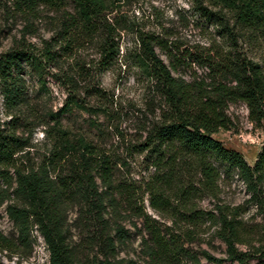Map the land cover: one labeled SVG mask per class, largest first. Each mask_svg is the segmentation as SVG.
<instances>
[{"label":"trees","instance_id":"obj_1","mask_svg":"<svg viewBox=\"0 0 264 264\" xmlns=\"http://www.w3.org/2000/svg\"><path fill=\"white\" fill-rule=\"evenodd\" d=\"M209 1L214 11L199 4L197 12L219 27L231 49L191 58V62L207 69L211 80L208 85L174 78L155 51L159 48L170 53L169 47L152 35L140 33L131 54L133 65L155 83L166 105L141 144L158 166L148 189L153 209H166L170 200L187 208L199 193H213L219 174L211 159L234 169L256 204L264 188V141L253 166H249L238 152L212 138L219 130L229 128L226 110L230 104L242 102L252 121L264 120V72L259 64L239 56L233 48L245 36L264 40V0ZM72 2L73 12L66 9L63 0H11L13 12L25 18L26 29L32 26L29 20L36 19L40 8L59 13L54 20L53 36L44 42V63L57 67L79 47L93 45L102 72L120 55L117 37L127 24L122 17L111 14L116 13L122 1ZM169 59L174 70L172 60L179 61L176 56ZM23 64L39 71L40 60L26 49L13 48L0 54L1 93L4 104L12 111L27 105ZM39 81L44 85L42 79ZM70 106L66 103L62 112ZM60 116L61 112L49 114L51 129L55 130L49 155L28 168H22L15 156L28 147L27 140L0 125V205L6 203V216L16 231V237H10L0 230V252L29 248L35 229L47 249L48 264H137L118 258L119 248L129 241L130 234L118 221L119 200L110 158L81 139L71 141L59 127ZM48 133L45 131L46 136ZM184 162L198 172L199 187L193 180L184 183L172 173L174 166ZM73 207L78 208V213L71 224H80L84 234L83 241L77 243L70 235L68 221ZM238 210L216 205L214 211L202 214L194 209L173 214L192 226L204 221L217 227L216 236L226 246L227 261L244 264L248 255L235 249L236 244H245L237 221ZM262 214L261 240L256 253L264 261V211ZM145 230L147 237H141L140 247L149 264H199L179 237L167 228L147 224ZM202 255L209 263H221L207 252Z\"/></svg>","mask_w":264,"mask_h":264},{"label":"rangeland","instance_id":"obj_2","mask_svg":"<svg viewBox=\"0 0 264 264\" xmlns=\"http://www.w3.org/2000/svg\"><path fill=\"white\" fill-rule=\"evenodd\" d=\"M121 1L116 13L111 14L122 17L127 24L126 30L117 37L120 55L108 69L100 72L99 56L93 45L79 47L72 55L63 58L57 67L44 63V42L53 36L54 20L59 13L54 9L40 8L36 19L29 20L32 26L26 29L25 18L13 12L11 0H0V54L22 48L40 60L38 72L22 65L27 105L19 111L6 107L0 88L1 128L13 131L15 136L28 142V147L15 155L19 158L18 163L22 168H28L40 164L49 155L55 141L49 114L61 112L59 127L68 133L71 141L81 139L93 145L113 164V182L119 200L118 221L130 234L129 241L119 248L118 258L149 264L140 243L141 237H147L146 225L152 224L167 228L168 232L178 236L199 264H215L207 262L203 252L220 260L219 264H230L226 246L216 236L217 227L204 221L192 226L173 214V211L187 212L190 209L202 214L214 211L216 205H226L239 208L237 221L245 244L238 243L235 249L248 255L244 264H264L256 253L261 240L264 188L256 204L251 201V194L236 171L220 161L211 159L219 174L213 193H199L187 208L176 200H170L164 210L153 209L150 205L148 189L158 166L153 156L143 151L141 144L149 129L159 121L166 105L155 83L133 65L131 54L137 47L140 33L152 35L169 47L170 53L159 48L155 51L174 78L208 85L211 80L207 69L191 62V58L198 54H213L219 49H231L219 27L197 12L199 4L214 11L213 5L209 0ZM63 2L67 10L74 11L72 0ZM233 48L239 56L259 64L264 72L263 39L245 36ZM170 54L179 61L172 60L174 70ZM66 103L71 106L62 112ZM226 114L230 119L229 128L219 130L212 138L225 148L238 152L249 166H253L264 141V120L260 123L252 121L242 102L228 105ZM45 131L49 132L48 136ZM188 163L174 166L172 173L184 183L193 180L197 188L199 174ZM97 183L100 186L99 181ZM5 205H0V230L7 236L16 237L15 228L6 216ZM77 213V207L69 211L70 224ZM70 235L76 243L83 241L80 224H71ZM31 236L33 242L29 248L1 251L0 264H48L49 255L42 237L35 229Z\"/></svg>","mask_w":264,"mask_h":264}]
</instances>
